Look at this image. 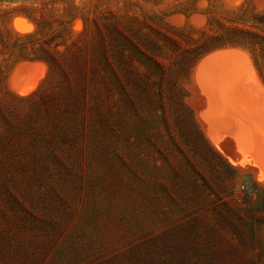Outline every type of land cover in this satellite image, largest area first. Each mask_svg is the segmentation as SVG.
I'll return each mask as SVG.
<instances>
[{
	"label": "rangeland",
	"instance_id": "rangeland-1",
	"mask_svg": "<svg viewBox=\"0 0 264 264\" xmlns=\"http://www.w3.org/2000/svg\"><path fill=\"white\" fill-rule=\"evenodd\" d=\"M246 1L0 0V264H264V46L193 64L205 144L139 78L264 43Z\"/></svg>",
	"mask_w": 264,
	"mask_h": 264
},
{
	"label": "trees",
	"instance_id": "trees-1",
	"mask_svg": "<svg viewBox=\"0 0 264 264\" xmlns=\"http://www.w3.org/2000/svg\"><path fill=\"white\" fill-rule=\"evenodd\" d=\"M246 3H247V1L244 0V2L235 11L238 12L242 9H245L244 7L247 5ZM201 12L202 13H200V14L203 15L205 19H207V14H206L205 10H203ZM262 12H264V11H262ZM192 13H194V12H191L190 14H192ZM240 14H243V13L241 12ZM263 15H264V13L258 14V12H256V14H254V16H253L254 18L252 19V21H255L256 24H263L264 23V18H263L264 16ZM221 29L223 31V35L218 37L217 38L218 40H214L216 42L211 41V42H208V44L202 46L203 48L201 49V51L196 53L191 61L180 60L177 63L172 64V67H170L169 71L174 72L175 76H171L169 78H166V83H165L166 86L164 88H162V83H163L162 80H156L155 78H152V80H151L150 74L144 68H143L142 72L139 73V78L144 80V84H146L148 86V90H150L151 94L154 93V91H155V94H153V96L155 98L157 97V98H159V100H164V99L165 100H173L176 102V106L178 107L176 114L179 115V120L180 121L181 120L188 121L190 126L194 130L195 134L200 138V140L203 143H204L203 137H202L200 131L198 130V128L196 127L195 123L193 122V118H192L190 112H188V110L184 106V101H183L186 94L183 90L182 84H183V81L187 80V78L189 76V71L192 68L193 64L202 55H204L210 51L219 49V48L240 47V48L246 49L247 47H249V48L252 47V49H254L256 47H263L264 46L263 41L257 40L259 38L257 36V34H254L250 31L245 30V29L225 28L223 26H221ZM154 30H156V29H154ZM170 30H172L173 34H176V35L183 34L185 30L196 31L189 25H184L182 27L171 26ZM162 37L165 39H168L165 36H162ZM173 50H174V48H172L171 52ZM142 56H143V58H141V60L149 58V56H144V54H142ZM24 60H32V59H24ZM50 61H52V60H50ZM44 62H46V61L44 60ZM46 63L49 66V69L52 68V66H51L52 62L51 63L46 62ZM138 64L142 65L140 63H138ZM152 65H154L157 68V70L161 71L159 73L160 75H165V71H167V69H164L159 63H155V62L153 63L152 62ZM255 66H256V63H255ZM163 89H165L166 97H162V90ZM33 95H35V93L28 95V96H25V97L18 98V99H20L21 101L30 100L33 97ZM226 170L230 173H233L235 171L234 169H232L227 164H226Z\"/></svg>",
	"mask_w": 264,
	"mask_h": 264
},
{
	"label": "bare ground",
	"instance_id": "bare-ground-1",
	"mask_svg": "<svg viewBox=\"0 0 264 264\" xmlns=\"http://www.w3.org/2000/svg\"><path fill=\"white\" fill-rule=\"evenodd\" d=\"M226 69H227V68H226ZM250 75H251V74H250ZM216 86H217V85H216ZM28 90H29V89H28ZM242 91H244V90H242ZM256 92H257V91H256ZM25 93H26V92H25ZM257 93H258V92H257ZM243 96H245L244 93H243ZM257 96H258V95H257ZM246 98H247V97H246ZM252 98H253V97H252ZM253 100H254V99H253ZM217 103H218V101H217ZM260 107H261V106H260ZM248 109H249V108H248ZM261 110H262V109H261ZM262 111H263V110H262ZM243 113L245 114L246 112H243ZM251 114H252V113H251ZM231 115H232V114H231ZM232 118H233V117H232ZM232 118H231V119H232ZM232 122H233V121H232ZM235 122L238 124L237 121H235ZM220 123H221V121H220ZM233 123H234V122H233ZM240 123H242V122H240ZM234 124H235V123H234ZM229 125H230V123H229ZM238 126H239V124H238ZM243 129H244V128H243ZM243 129H242V130H243ZM234 130H236V129H234ZM243 131H244L243 134H246V133H245V130H243ZM234 134H235V138H236V139H240V138H241V135H240L239 132H238V133L235 132ZM258 135H259V134H258ZM244 136H247V135H244ZM244 136H243V137H244ZM260 136H262V134H261ZM262 137H263V136H262ZM244 138H245V137H244ZM236 139H235V140H236ZM245 139H246V141L248 140L247 138H245ZM252 139L254 140V138H252ZM261 139H263V138H261ZM248 141H249V140H248ZM249 142H250V141H249ZM254 142L256 143L255 140H254ZM256 144H257V143H256ZM256 144H255V145H256ZM243 145H244V144H243ZM246 145H249V144L246 143ZM250 145H251V144H250ZM257 145H258V144H257ZM257 145H256V146H257ZM257 147H259V145H258ZM253 148L256 149L254 145H253ZM256 151H258V150L256 149ZM256 156H257V155H256ZM262 157H263V156H262ZM259 158H260V157H259ZM246 163H247V162H246ZM244 164H245V163H244Z\"/></svg>",
	"mask_w": 264,
	"mask_h": 264
}]
</instances>
